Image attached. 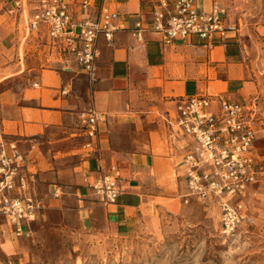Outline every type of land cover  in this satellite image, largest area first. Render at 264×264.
<instances>
[{
  "label": "crops",
  "instance_id": "1",
  "mask_svg": "<svg viewBox=\"0 0 264 264\" xmlns=\"http://www.w3.org/2000/svg\"><path fill=\"white\" fill-rule=\"evenodd\" d=\"M15 1L0 0L3 133L16 141L27 157L28 169L36 177L45 203L44 214L62 209L72 197L80 212L101 216L121 231L158 218L168 210L159 200H178L187 192L183 160L192 141L166 122V112L173 108L171 100L219 95L245 105L255 104L253 98L243 101L251 82L237 33H228L223 42L207 47L197 38L166 45L148 30L146 45L140 49L132 29L139 19L151 26V13L158 0H114L110 6L119 13L122 28L111 42L99 39L100 56L94 78H90L51 42L46 27L28 33L25 13L28 19L39 0H23L20 10L15 8ZM63 1L76 19L88 15L79 8L80 0ZM197 1L204 10L219 4L231 9L233 18L241 16L236 9L243 6V0ZM227 12L230 23L233 14ZM22 38L28 41L24 55L20 53ZM65 63L75 73L63 71ZM82 78L89 81L85 108V99L71 90V84L76 86ZM90 106L105 115L94 150L85 148L87 138L78 119ZM253 153L258 183L261 168ZM111 166H117L123 177V191L118 203L103 204L83 180Z\"/></svg>",
  "mask_w": 264,
  "mask_h": 264
},
{
  "label": "built area",
  "instance_id": "2",
  "mask_svg": "<svg viewBox=\"0 0 264 264\" xmlns=\"http://www.w3.org/2000/svg\"><path fill=\"white\" fill-rule=\"evenodd\" d=\"M113 1L80 0L79 8L88 15L76 19L67 2L39 0L37 9L26 19L28 33L46 27L51 42L82 73L94 78L100 56L99 39L111 42L114 33L122 28L118 24L119 13L110 6ZM23 7V0L15 1L17 10ZM227 16V9L219 4L204 10L197 0H158L151 13V26L139 19L132 34L140 49L146 45L148 30L158 34L166 45L197 38L212 47L223 42L228 33L239 32L240 24L228 23ZM63 71L75 73L66 63ZM171 101L173 108L166 112V122L192 141L183 160L187 189L183 201L187 204L194 197L214 205L219 212L220 234L232 237L242 226L253 222L245 199L259 175L253 153L255 104L245 105L219 95L181 96ZM78 119L87 138L85 148L94 150L105 115L90 106ZM27 160L17 142L4 135L0 110V238L6 234L22 238L31 223L44 217L45 203ZM83 181L103 204H116L122 195L123 177L117 166L95 176L87 175Z\"/></svg>",
  "mask_w": 264,
  "mask_h": 264
},
{
  "label": "rangeland",
  "instance_id": "3",
  "mask_svg": "<svg viewBox=\"0 0 264 264\" xmlns=\"http://www.w3.org/2000/svg\"><path fill=\"white\" fill-rule=\"evenodd\" d=\"M242 3L237 18L227 9L233 14L231 23L240 24L237 36L251 82L243 101L255 99L257 111L254 151L261 175L246 200L253 222L225 238L216 207L192 197L188 204L182 198L159 200L166 212L121 231L101 216L80 212L70 197L62 209L47 210L31 223L22 238H0V264H264V0ZM27 47L22 38L21 55ZM86 87L85 78L71 84L85 99L84 108Z\"/></svg>",
  "mask_w": 264,
  "mask_h": 264
}]
</instances>
